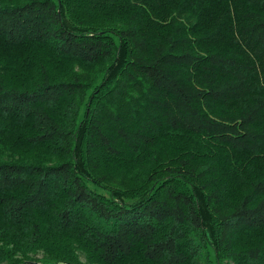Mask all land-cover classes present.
<instances>
[{"label": "trees", "instance_id": "obj_1", "mask_svg": "<svg viewBox=\"0 0 264 264\" xmlns=\"http://www.w3.org/2000/svg\"><path fill=\"white\" fill-rule=\"evenodd\" d=\"M264 0H0V264H264Z\"/></svg>", "mask_w": 264, "mask_h": 264}, {"label": "rangeland", "instance_id": "obj_2", "mask_svg": "<svg viewBox=\"0 0 264 264\" xmlns=\"http://www.w3.org/2000/svg\"><path fill=\"white\" fill-rule=\"evenodd\" d=\"M259 166H260V168L262 169V171L264 172V153L263 154H261V156H260V158H259Z\"/></svg>", "mask_w": 264, "mask_h": 264}]
</instances>
